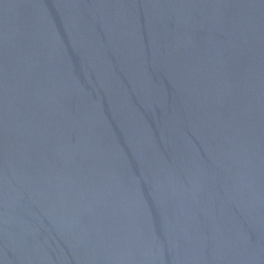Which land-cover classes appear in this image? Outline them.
Here are the masks:
<instances>
[{
    "label": "water",
    "instance_id": "obj_1",
    "mask_svg": "<svg viewBox=\"0 0 264 264\" xmlns=\"http://www.w3.org/2000/svg\"><path fill=\"white\" fill-rule=\"evenodd\" d=\"M0 264H264V0H0Z\"/></svg>",
    "mask_w": 264,
    "mask_h": 264
}]
</instances>
